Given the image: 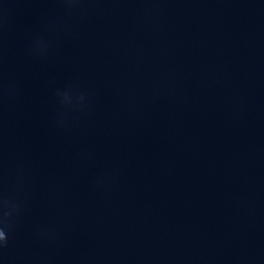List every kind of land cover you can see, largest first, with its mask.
<instances>
[{
    "label": "clouds",
    "instance_id": "obj_1",
    "mask_svg": "<svg viewBox=\"0 0 264 264\" xmlns=\"http://www.w3.org/2000/svg\"><path fill=\"white\" fill-rule=\"evenodd\" d=\"M3 239H5V233L2 230H0V240Z\"/></svg>",
    "mask_w": 264,
    "mask_h": 264
}]
</instances>
